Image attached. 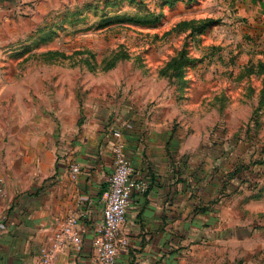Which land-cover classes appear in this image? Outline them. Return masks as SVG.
Wrapping results in <instances>:
<instances>
[{"label":"crops","instance_id":"obj_1","mask_svg":"<svg viewBox=\"0 0 264 264\" xmlns=\"http://www.w3.org/2000/svg\"><path fill=\"white\" fill-rule=\"evenodd\" d=\"M28 1L34 0L22 3ZM13 2L0 0V46L9 39ZM262 2L252 3L258 19L248 31L264 40ZM7 84L0 85V264H37L72 215L82 248L68 244L50 264H99L93 240L114 169L115 130L122 133L133 183H143V189L133 186L115 264H264V231L245 229L254 225L248 219L241 226L222 157L210 160L199 139L171 127L170 106H89L79 123L74 106L69 118L61 101L53 116L49 105L33 106L30 86ZM75 164L80 171L73 178Z\"/></svg>","mask_w":264,"mask_h":264},{"label":"rangeland","instance_id":"obj_2","mask_svg":"<svg viewBox=\"0 0 264 264\" xmlns=\"http://www.w3.org/2000/svg\"><path fill=\"white\" fill-rule=\"evenodd\" d=\"M22 1L0 46V85L30 86L33 106L53 116L61 101L69 118L74 106L79 123L89 106H170L171 127L199 139L210 160L222 157L241 226L264 231V40L248 31L255 0ZM210 18L202 33L180 26Z\"/></svg>","mask_w":264,"mask_h":264},{"label":"built area","instance_id":"obj_3","mask_svg":"<svg viewBox=\"0 0 264 264\" xmlns=\"http://www.w3.org/2000/svg\"><path fill=\"white\" fill-rule=\"evenodd\" d=\"M115 143L113 145L114 169L108 180V187L103 193L104 208L103 221L97 228L93 240V247L99 264H115L119 245V234L126 221V215L131 200L134 185L143 189V183H133L131 179L132 164L126 152L125 142L119 130L114 131ZM80 171L78 165L71 166V176L74 178ZM4 180L0 178V193L4 194ZM0 214V226L3 222ZM76 216H69L54 235V245L43 247L37 264H50L56 254L72 244L77 250L83 245L82 236L77 228ZM1 228V227H0ZM124 244V242H122Z\"/></svg>","mask_w":264,"mask_h":264},{"label":"trees","instance_id":"obj_4","mask_svg":"<svg viewBox=\"0 0 264 264\" xmlns=\"http://www.w3.org/2000/svg\"><path fill=\"white\" fill-rule=\"evenodd\" d=\"M175 1L176 0H168L166 3L167 4L171 3V5H173V4H175ZM262 6L264 8V2H262ZM196 22H198V23L196 24ZM196 22H195V20L183 21L180 24L182 31L185 32L186 30H188L190 33H196V34L202 33L214 22V20L210 18V19H202V20H199ZM176 29H177V32H179V28L176 27ZM263 54H264V52H263ZM175 62H176V60H175ZM257 63H258L257 67H259L261 72L264 74V59L259 60Z\"/></svg>","mask_w":264,"mask_h":264}]
</instances>
